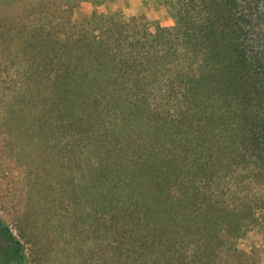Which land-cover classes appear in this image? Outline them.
Listing matches in <instances>:
<instances>
[{"label":"trees","instance_id":"1","mask_svg":"<svg viewBox=\"0 0 264 264\" xmlns=\"http://www.w3.org/2000/svg\"><path fill=\"white\" fill-rule=\"evenodd\" d=\"M65 2L42 0L13 25L24 47L1 72L27 69L21 101L0 104L1 206L27 227L30 189L16 181L39 167L2 160L18 129L38 151L51 144L50 198L63 188L117 259L257 264L259 250L241 242L264 231V0H164L173 23L154 30ZM0 221V264H40Z\"/></svg>","mask_w":264,"mask_h":264},{"label":"rangeland","instance_id":"2","mask_svg":"<svg viewBox=\"0 0 264 264\" xmlns=\"http://www.w3.org/2000/svg\"><path fill=\"white\" fill-rule=\"evenodd\" d=\"M41 1L0 0V87L5 90V93L0 95V104L7 101L18 102L19 98L14 97V89L20 86L21 73L27 69L26 66L21 68L17 65L12 67L9 73L1 72L3 61L9 57L20 56L24 47V41L18 32L19 28L14 29L13 25L19 16L32 17L35 11L34 4ZM48 1L53 5L66 4L65 0ZM93 9L103 12L121 10L128 18L135 17L144 24H149L151 30L155 29L156 24L169 26L173 23L164 0H81L75 12L77 15L88 14ZM26 58H28V54ZM28 85L30 82L27 83L26 99L24 100L27 111L29 106H32L30 97L35 88L32 86L33 84ZM14 123L12 122V124ZM8 137L12 138L15 147L11 149L3 141L2 149L6 155L2 159L4 162L12 155L20 165L30 162L33 167H39V170L35 172L24 169L19 173L16 181L18 185H26L30 189V192L25 195L22 194L26 191L25 188H21L16 194L17 198L21 194L23 196L22 210L25 211L28 219L27 227L21 228L18 225L15 208L1 206L4 205L2 201L5 199L3 197L5 190L0 187V207H2L0 208V219L26 245L25 252L29 259L36 263L38 260L40 264H131L130 260L126 259V255L117 259L119 254L117 255L110 246L106 237H101L103 235L95 232L93 227L86 228L82 224L80 210L70 206L63 196V188L59 189L60 197L57 196L55 201L50 198L48 147L51 144L38 151L37 146H27L25 136L18 129H15ZM37 164L40 166H36ZM9 169L12 171L11 168ZM12 172L16 174L17 170L13 168ZM7 182L12 186L11 188H15L14 182L8 178ZM241 245L248 250L258 249L261 259L257 264H264V231L250 232L247 237L242 239Z\"/></svg>","mask_w":264,"mask_h":264},{"label":"water","instance_id":"3","mask_svg":"<svg viewBox=\"0 0 264 264\" xmlns=\"http://www.w3.org/2000/svg\"><path fill=\"white\" fill-rule=\"evenodd\" d=\"M0 225H1V221H0Z\"/></svg>","mask_w":264,"mask_h":264}]
</instances>
